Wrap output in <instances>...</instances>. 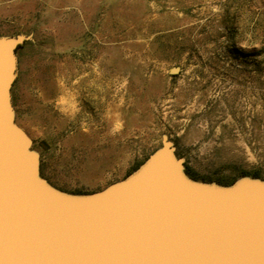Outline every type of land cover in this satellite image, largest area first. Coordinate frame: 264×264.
<instances>
[{"label":"rangeland","instance_id":"rangeland-1","mask_svg":"<svg viewBox=\"0 0 264 264\" xmlns=\"http://www.w3.org/2000/svg\"><path fill=\"white\" fill-rule=\"evenodd\" d=\"M20 34L11 115L54 190L120 183L163 138L198 176L264 181V0H0V38ZM75 217L53 222L96 255Z\"/></svg>","mask_w":264,"mask_h":264},{"label":"water","instance_id":"water-1","mask_svg":"<svg viewBox=\"0 0 264 264\" xmlns=\"http://www.w3.org/2000/svg\"><path fill=\"white\" fill-rule=\"evenodd\" d=\"M28 39L0 38V264H264V181H194L166 138L134 174L92 195L40 178L10 105L15 50ZM81 212L92 214L98 251L86 258L53 222Z\"/></svg>","mask_w":264,"mask_h":264},{"label":"trees","instance_id":"trees-1","mask_svg":"<svg viewBox=\"0 0 264 264\" xmlns=\"http://www.w3.org/2000/svg\"><path fill=\"white\" fill-rule=\"evenodd\" d=\"M183 171L189 178H191L193 180H201L203 182L215 181V182H218V183H220V184H222L224 186H228V185H231L233 183V181H234V179L222 180V179H219V178L212 179V178H210L208 176H205V175L198 176L197 174H195L192 170H190L186 166H184Z\"/></svg>","mask_w":264,"mask_h":264}]
</instances>
